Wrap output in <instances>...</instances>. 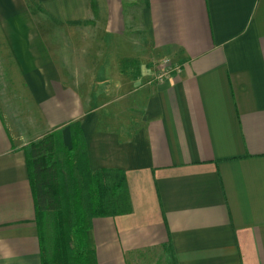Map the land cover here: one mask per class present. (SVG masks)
<instances>
[{
  "label": "crops",
  "instance_id": "0c3cea01",
  "mask_svg": "<svg viewBox=\"0 0 264 264\" xmlns=\"http://www.w3.org/2000/svg\"><path fill=\"white\" fill-rule=\"evenodd\" d=\"M124 2L0 0V264H41L23 149L74 122L131 204L96 264H264V0Z\"/></svg>",
  "mask_w": 264,
  "mask_h": 264
},
{
  "label": "trees",
  "instance_id": "16d2710c",
  "mask_svg": "<svg viewBox=\"0 0 264 264\" xmlns=\"http://www.w3.org/2000/svg\"><path fill=\"white\" fill-rule=\"evenodd\" d=\"M90 7L96 15L95 0ZM69 130V146L61 131L53 130L23 149L41 264H96L90 239L93 219L131 212L124 172L91 171L80 123Z\"/></svg>",
  "mask_w": 264,
  "mask_h": 264
},
{
  "label": "rangeland",
  "instance_id": "374dc122",
  "mask_svg": "<svg viewBox=\"0 0 264 264\" xmlns=\"http://www.w3.org/2000/svg\"><path fill=\"white\" fill-rule=\"evenodd\" d=\"M124 11L127 22H129L131 28H133V25L135 27V23L140 24V15L144 8L147 6V0H124ZM136 28V27H135ZM134 31V30H132ZM139 37L140 33L138 30H136ZM164 66H162L161 69H163Z\"/></svg>",
  "mask_w": 264,
  "mask_h": 264
},
{
  "label": "built area",
  "instance_id": "2783aa9c",
  "mask_svg": "<svg viewBox=\"0 0 264 264\" xmlns=\"http://www.w3.org/2000/svg\"><path fill=\"white\" fill-rule=\"evenodd\" d=\"M161 65L164 66L163 69H160L156 76L157 82H162L166 78H168L173 72L179 71V66L172 63L169 59H163L161 61ZM162 68V67H161Z\"/></svg>",
  "mask_w": 264,
  "mask_h": 264
}]
</instances>
